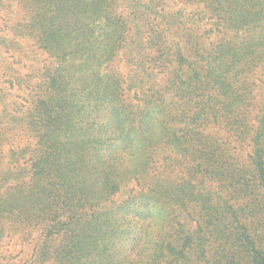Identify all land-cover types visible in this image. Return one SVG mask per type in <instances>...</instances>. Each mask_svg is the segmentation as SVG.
<instances>
[{
    "label": "trees",
    "instance_id": "16d2710c",
    "mask_svg": "<svg viewBox=\"0 0 264 264\" xmlns=\"http://www.w3.org/2000/svg\"><path fill=\"white\" fill-rule=\"evenodd\" d=\"M201 1L221 38L204 51L191 42L187 52L197 62L180 51L186 81L200 92L183 98L202 103L190 123L228 128L224 138L177 133L153 96L135 100L144 103L138 107L124 101L121 78L105 68L120 49L130 47L124 71L130 97L150 90L140 66L144 43L124 41L132 30L139 33L128 24L137 20L139 0H0V143L9 130L26 126L40 145L25 195L10 193L2 205L41 227L34 262L264 264V100L251 115L248 79L238 87L229 81L234 69L246 73L264 63V0ZM15 3L26 16L13 23ZM124 6L133 11L119 16ZM41 52L47 59L40 66L34 58ZM248 60L254 64L246 70ZM12 92L29 104L22 115L24 104L11 100ZM163 140L188 144L192 165L223 183L225 196L195 188L194 178L183 185L155 178ZM12 155L6 149L2 159ZM128 165L122 172L130 176L119 180L118 169ZM9 171L0 172V184L17 179ZM124 182L133 187L114 203L110 197Z\"/></svg>",
    "mask_w": 264,
    "mask_h": 264
},
{
    "label": "rangeland",
    "instance_id": "374dc122",
    "mask_svg": "<svg viewBox=\"0 0 264 264\" xmlns=\"http://www.w3.org/2000/svg\"><path fill=\"white\" fill-rule=\"evenodd\" d=\"M119 1L122 2L123 0ZM158 2L160 3L158 4ZM147 6L150 7V10L147 9ZM14 7L16 8L14 10L15 19L12 21L13 23L20 21L21 17L24 18V15L26 16L23 7H20L18 4ZM128 7L124 6L121 9L122 11L118 12V15L125 16L132 12L133 10L128 9ZM134 14H136L137 20L132 22V24L131 22L128 24L131 27L138 26L139 33L136 34L132 30L131 33L134 34L129 35L128 33L130 37L128 36L129 38L127 37L124 41L129 43V41L132 42L135 39L136 42H139L137 39H140V42L144 43L146 55L141 58L145 64H141L140 66H142V73L145 69L148 70L147 73L150 79L144 76L143 78L150 84V90L144 89L140 93L141 96L137 97L139 99L130 97V93L126 90L128 81L124 71L126 69L125 64L130 62L126 57V50L130 47H125L117 51L114 59L105 66L107 71L112 74H117L121 78L120 85L123 88V99L126 104L128 105L130 103L136 107L142 106L144 103H136L135 100H140L146 95L153 96L157 100L155 104L165 107L168 110V112L162 113L161 117L166 118L170 127H173V130L177 133L180 134L183 130L194 129L198 130L199 133H208L213 137L224 138V134L229 130L228 128H223V130L220 129L219 132H216L214 128L206 125L205 122L190 123L189 120L192 119L193 115L202 111V103L193 100L197 103L196 106L189 103L187 97L183 98L185 95H198L200 92L194 89V86H189V83L186 81V72L189 69L182 61L180 51L186 57L190 58L191 54H188L187 50L191 42H197L199 48L204 51L211 49L221 38L219 32L211 31V28L214 29L217 26L218 21L206 9V4L201 0H139ZM158 40H161V42H158ZM41 55L43 58L34 55V59H37L36 62L40 61V66L42 60L44 62L47 59V55L43 53ZM197 61L192 56L189 62ZM162 62L167 64H163ZM252 64L254 63H250L248 60L244 68L247 70L248 66ZM163 66H166L168 71H163ZM181 68L184 69L180 71ZM252 68L254 66L246 71V73H244L243 68L238 70L234 69L229 76V81L234 87H238L245 80L244 78L248 79L251 86L246 94L248 100L253 99L250 103L253 107L249 112H251V115H254L259 110V102L264 100V63L259 62L256 69L252 70ZM176 70H179V73L177 76H174ZM233 77H235L234 80ZM19 95L20 97H18ZM11 100L19 104H24L21 115L28 110L29 104L24 101L25 99L20 92H12ZM149 108L159 110V108H155L154 106H150ZM145 109H147L146 105ZM3 127L5 129L7 128L4 124ZM37 141V137L27 132L25 126L16 128L13 131L9 130L0 143V172H8V174H11L9 170H12L14 175L18 176L16 180L13 179L6 184H0V264H38L34 262V255L39 251L41 227L36 222H29L27 219L28 216L23 214L19 215L20 210L17 211L14 209L12 213L8 209L3 210L2 205L3 201L9 198L8 194L16 191L15 195L18 196L17 191H21L23 197L30 187V166L40 151V145L37 144ZM221 141L224 142L225 140ZM188 146L186 143L179 144L173 140L171 142L163 140V143L157 146L159 150L154 158L153 172L158 174L155 178L160 177V179H166L170 184L181 185L188 184L187 182L194 178L192 182H194L195 188H201L205 191L209 187L212 189L211 191L219 192L225 196L223 183L217 180H210L198 172V168L192 165L191 158L194 156L184 151ZM11 148L13 155L6 162V159L3 160L2 157L5 155V150ZM121 152L124 158L129 154L127 149ZM188 158H190L189 163ZM130 166L128 165L122 168V165L118 169L119 180L122 181L123 178L130 176V174L122 172V169L126 168V171L129 172L128 169H130ZM1 181L2 175L0 174V183ZM201 183L203 184L201 185ZM132 187L133 184L129 182L121 183L120 193L114 197H110V199H113L114 203L118 204L120 200L126 198L125 196L130 193ZM191 225L193 227L195 224L191 223ZM258 229L261 231L263 227H258Z\"/></svg>",
    "mask_w": 264,
    "mask_h": 264
}]
</instances>
